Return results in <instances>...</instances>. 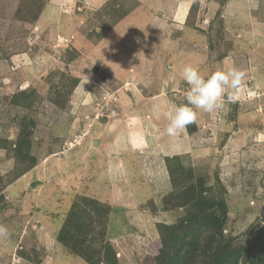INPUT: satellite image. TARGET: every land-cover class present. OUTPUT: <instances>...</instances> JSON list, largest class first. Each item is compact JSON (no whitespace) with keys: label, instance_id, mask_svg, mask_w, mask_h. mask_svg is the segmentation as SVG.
<instances>
[{"label":"rangeland","instance_id":"rangeland-1","mask_svg":"<svg viewBox=\"0 0 264 264\" xmlns=\"http://www.w3.org/2000/svg\"><path fill=\"white\" fill-rule=\"evenodd\" d=\"M225 1L0 0V264H90L59 236L90 218L94 252L104 230L120 264H155L201 199L264 255V0ZM189 64L245 77L169 137Z\"/></svg>","mask_w":264,"mask_h":264},{"label":"trees","instance_id":"trees-1","mask_svg":"<svg viewBox=\"0 0 264 264\" xmlns=\"http://www.w3.org/2000/svg\"><path fill=\"white\" fill-rule=\"evenodd\" d=\"M223 3H227V0ZM25 94V92H22ZM17 96H15V103ZM167 164V158H165ZM168 167V165H167ZM202 190L195 195L201 196ZM173 206L179 207L183 203L179 200H173ZM194 206L195 213L180 218L174 224H165L160 226V247L153 262L155 264H264V255L256 248L245 246H232L231 241H225L222 233L226 208L218 209L214 203L205 199L199 200ZM87 226L83 237H75L71 234L70 227L65 232L60 233L62 240L68 245L73 246L74 251L90 264H120L117 256V250L114 244L105 240V231L101 233L104 242L102 248L94 252L92 242L87 245L86 236L93 231L94 221ZM84 228L83 225H77ZM214 228L217 232L213 236L206 235L209 229ZM206 235L208 241L203 239ZM82 241V242H80ZM264 249V246H261ZM93 251L94 255L92 254ZM96 258L98 260H96Z\"/></svg>","mask_w":264,"mask_h":264},{"label":"clouds","instance_id":"clouds-1","mask_svg":"<svg viewBox=\"0 0 264 264\" xmlns=\"http://www.w3.org/2000/svg\"><path fill=\"white\" fill-rule=\"evenodd\" d=\"M245 72L236 68L228 71L217 70L205 78L198 68L191 64L184 66L181 78L188 85L186 102L182 103L165 115L168 120L166 134L175 137L189 125L195 123L198 111L212 113L223 108L225 97L234 102L236 91L244 80ZM10 237L8 228L0 224V239Z\"/></svg>","mask_w":264,"mask_h":264},{"label":"crops","instance_id":"crops-1","mask_svg":"<svg viewBox=\"0 0 264 264\" xmlns=\"http://www.w3.org/2000/svg\"><path fill=\"white\" fill-rule=\"evenodd\" d=\"M228 12H229V10H226V13H228ZM226 13H225V15H226ZM226 22H227V21H225V23H226ZM114 145H115V144H113L112 146H114ZM117 154H118V153H117ZM118 156H119V154H118ZM156 158L159 159L160 157L157 156ZM162 161H163V159H162ZM162 161H161L160 163H162ZM160 163H159V164H160ZM160 166H161V164H160ZM161 169L163 170V169H165V168H163V167L161 166ZM136 171H138L139 173H142V172H140L139 169L135 170V172H136ZM139 173H138V174H139Z\"/></svg>","mask_w":264,"mask_h":264},{"label":"built area","instance_id":"built-area-1","mask_svg":"<svg viewBox=\"0 0 264 264\" xmlns=\"http://www.w3.org/2000/svg\"><path fill=\"white\" fill-rule=\"evenodd\" d=\"M66 42L68 43V42H70V41L67 39ZM66 42H65V43H66Z\"/></svg>","mask_w":264,"mask_h":264},{"label":"water","instance_id":"water-1","mask_svg":"<svg viewBox=\"0 0 264 264\" xmlns=\"http://www.w3.org/2000/svg\"><path fill=\"white\" fill-rule=\"evenodd\" d=\"M4 204H7V203H4ZM1 208H3V205L1 206Z\"/></svg>","mask_w":264,"mask_h":264}]
</instances>
